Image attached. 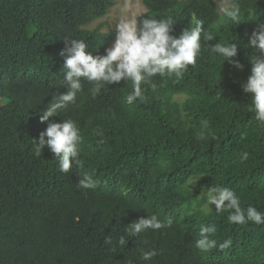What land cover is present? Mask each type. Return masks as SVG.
Returning <instances> with one entry per match:
<instances>
[{
  "label": "trees",
  "instance_id": "1",
  "mask_svg": "<svg viewBox=\"0 0 264 264\" xmlns=\"http://www.w3.org/2000/svg\"><path fill=\"white\" fill-rule=\"evenodd\" d=\"M144 3L138 20L171 17L177 37L199 20L215 39L202 35L196 64L181 78L157 75L142 84L143 101L127 103L130 81L105 85L95 98L83 82L75 102L51 118L80 128L83 171L99 181L85 190L76 186L75 165L59 172L48 148L34 154L32 139L47 128L39 117L53 95L67 91L60 84L66 37L105 55L115 32L90 27L116 0H0V264H264V224H231L228 212L213 206L205 213L206 198L197 199L216 184L234 190L242 208L264 213V122L247 110L252 94L242 89L249 58L259 55L246 45L264 23V0ZM219 3H235L237 18L224 15ZM219 42L238 44L234 59L243 71L211 52L208 46ZM151 214L171 217L172 227L118 244L129 224ZM210 224L217 247L196 249L200 226ZM108 235L111 245L104 243ZM225 240L231 245L220 250ZM150 248L158 255L143 261L141 250Z\"/></svg>",
  "mask_w": 264,
  "mask_h": 264
},
{
  "label": "clouds",
  "instance_id": "2",
  "mask_svg": "<svg viewBox=\"0 0 264 264\" xmlns=\"http://www.w3.org/2000/svg\"><path fill=\"white\" fill-rule=\"evenodd\" d=\"M221 12L235 20L239 13L238 6L233 3L230 7H221ZM176 25L173 18L155 19L142 17L137 19H122L115 27V40L111 47L106 49L105 55L94 56L88 51L89 46L84 40L66 37V51L64 56L63 72L66 74L61 86L66 93L54 94L47 108L40 115L42 123L47 122V128L40 134L38 140L32 139V151L39 157L45 148H48L59 161L58 171L64 174L73 170V166L80 170L76 186L79 189H96L99 181L83 171L84 165L80 159V144L82 136L80 128L72 119H63V122H53L51 118L74 103L77 94L83 90V82L92 85L90 94L95 98L105 85H116L122 81L131 82L132 91L127 95V103L132 104L138 99L143 101L142 84L149 83L151 78L167 75L181 78L189 65H195L197 56L201 52V37L203 41H212L215 37L203 27V22L194 20V26L188 27L177 37L171 35ZM212 53L222 56L225 62L232 64L236 69L243 71L244 65L238 59V44L217 43L208 46ZM259 53L251 56L253 65L251 75L242 84L245 93L252 94L247 110L254 113L255 119L264 122V23H259L252 32L249 43L246 45ZM93 134L103 137V132L94 129ZM103 143V139L99 141ZM248 153L241 154V160L248 159ZM198 182V181H197ZM206 198L202 209L207 213L210 206H215L217 213L228 212L227 221L231 224H246L251 221L264 224V213L256 207L242 208L236 192L228 187L214 184L197 199ZM171 217L160 220L156 214L141 217L124 229V235L118 237V244L127 246L126 237H136L149 229L160 230L171 228ZM217 229L215 224L201 225L198 238L193 243L196 249L208 251L217 247V241L212 237ZM106 245L112 244V237L105 238ZM231 245V240H225L219 245L224 250ZM114 250V249H113ZM158 255L155 248L141 250V259L151 261Z\"/></svg>",
  "mask_w": 264,
  "mask_h": 264
},
{
  "label": "rangeland",
  "instance_id": "3",
  "mask_svg": "<svg viewBox=\"0 0 264 264\" xmlns=\"http://www.w3.org/2000/svg\"><path fill=\"white\" fill-rule=\"evenodd\" d=\"M226 3H219V7H227ZM147 11L144 0H116V4L108 16L97 20L90 28H101L103 33H114L116 25L122 19H137ZM115 40L112 41V43ZM110 44V47L112 45ZM178 102L183 103L185 97H176ZM193 186L198 187V182H194ZM213 207V206H210Z\"/></svg>",
  "mask_w": 264,
  "mask_h": 264
}]
</instances>
